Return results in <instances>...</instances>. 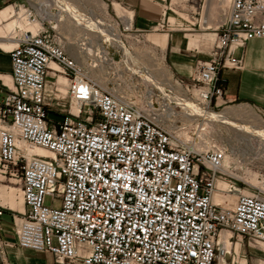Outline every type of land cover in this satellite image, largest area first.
I'll return each mask as SVG.
<instances>
[{"label":"built area","instance_id":"obj_1","mask_svg":"<svg viewBox=\"0 0 264 264\" xmlns=\"http://www.w3.org/2000/svg\"><path fill=\"white\" fill-rule=\"evenodd\" d=\"M15 7L34 27L7 51L11 87L0 79V173L17 176L24 204L15 246L46 251L54 264H223L221 231L238 244L264 242V193H243L247 185L228 173L227 147L197 149L176 126L180 105L223 102L222 71L242 69L246 43L264 38V0H229L208 59L196 62L190 82L173 81L182 104L145 67L140 73L126 63L127 72L100 76L116 69L111 40L136 36L119 17L100 22L111 38L76 39L86 54L79 63L56 21L34 7ZM164 17L153 29L169 25ZM51 61L68 81V108L60 111L45 101ZM7 246L0 236L2 261Z\"/></svg>","mask_w":264,"mask_h":264},{"label":"rangeland","instance_id":"obj_2","mask_svg":"<svg viewBox=\"0 0 264 264\" xmlns=\"http://www.w3.org/2000/svg\"><path fill=\"white\" fill-rule=\"evenodd\" d=\"M59 1L61 2L60 6L62 5V7H66L64 0ZM65 1L70 3L72 7L74 6L73 10H77L76 13H80L79 16L83 15V18L85 16L86 18H93L94 21L99 23L103 22V16L105 19H109V15L114 16V14L119 17L114 10V3H117L116 1ZM110 1H112L111 5ZM22 3L25 6L36 8V12L42 19L56 21L58 29L60 28L59 25L61 28L64 27V29H66V31L62 32V36L64 38L63 41L66 44V51L79 63L84 62L86 59L81 58V55L78 53V48L74 43L76 42V39L81 36L82 31L86 29L90 32L93 43L100 39V33L98 31L76 24L71 16L67 15L65 12L58 13L57 5L52 3L51 0H0V9L9 5H12L14 8L12 17L8 20L0 22L1 35L13 37L14 40L21 32L25 31L27 27L30 26L24 25L23 27H16L12 32L4 30L5 25L9 20L13 17L21 15V11H17L15 5ZM163 3L166 7L164 18H169V25H165L163 30L155 31L151 29L150 31L143 32L142 36H134L133 38L125 37L121 38L120 41L112 40L113 42H111L114 47L110 48V55L113 57L116 69H106V71L100 74V76L102 78H107V80H111L116 77V70L127 72L125 65L127 62V64L131 67L138 69L140 73L144 71L143 67H145L160 81V83L165 86L173 87V90H171L172 98L182 104L184 95H182L183 93L180 87L176 86L174 88V86H172L173 81L175 78H181L184 82H190V77L196 62L208 59L209 54L214 49L215 45V35L213 30L215 27H206L203 24L209 0H164ZM120 7L122 6L120 5ZM38 8L50 9L53 14L47 12V15L44 16ZM122 10L125 11L123 8ZM180 13L182 14L180 15ZM117 30H119V28H117ZM205 33H213L212 36L204 35V37H211V40L206 41L205 39H202L196 45L191 46L190 48L187 47L188 41L185 34L201 36ZM152 34H159L160 36L165 34L167 39L165 47L152 44L148 40V37ZM14 42L16 43L15 40ZM176 44L179 45L178 50L175 48ZM88 51L92 54V57L95 55L94 49H89ZM179 69L188 71H184V75H181L182 72L181 74L178 73ZM57 74L62 75L61 73ZM6 81L7 85L11 87L10 77ZM54 81V77L47 75L45 101L52 104L58 111L67 109L68 101L66 99V95L59 102L53 100V92H50L49 89L52 90V87L55 86ZM238 105H241L243 108L241 113L233 111ZM179 107H181L183 115L180 117L176 126L183 128L185 135L184 139L188 141L189 139L195 140V138H198L201 143L200 146L205 147H207L210 143L211 145H224L228 149L231 148V160L227 161V169H230L232 173L237 175L234 179L238 184L244 182L243 184L247 185L248 188H245L243 192H246L247 194L253 192L264 193V148L259 147L256 144L253 145V149L247 148L243 139L248 137V135L235 128L230 123H223L218 119L205 120L196 115L188 116L187 114H189V112L184 109V105H180ZM226 110H232V113L230 112V114H226L229 117V121L236 124L246 125L249 129L264 131V110H257L253 106L239 101L222 102L221 100L218 102L217 106L209 109V111L222 115ZM50 117L53 116L50 115ZM257 138H250L251 142L259 143L260 141L261 143H264V138ZM0 169H2L1 166ZM9 186L20 189V182L17 176H9L8 174L4 175L0 173V194L3 191L2 187ZM0 206H3L1 201ZM3 207L5 208V211L4 215L0 219V224L2 226L0 229V236L8 244V246L5 247L6 260L2 261L0 258V264H11L14 262L15 256H19L18 259L21 260L22 263L32 264L36 261L39 264L42 262V258H40V256L43 253L47 254L53 260L52 255L46 251L20 249L14 245L15 222H18L17 219L22 211H14L6 208L5 206ZM235 242L238 243L236 236L233 235L230 241L232 245L227 253L224 250V244L220 242V246L223 248L224 252V256L222 258L223 264H242L243 259L245 264H264V242H252L251 244H248L244 240L239 243L236 255L234 254L233 248Z\"/></svg>","mask_w":264,"mask_h":264},{"label":"crops","instance_id":"obj_3","mask_svg":"<svg viewBox=\"0 0 264 264\" xmlns=\"http://www.w3.org/2000/svg\"><path fill=\"white\" fill-rule=\"evenodd\" d=\"M119 3L123 8L132 12V20H131V31L132 34L136 36H142L143 32L150 31L156 24L162 20L163 16H165V5L164 0H112ZM110 1V5L112 3ZM221 2V3H219ZM224 2V3H223ZM229 0H209L207 5V11L205 14L206 22L204 25L206 27H215L217 24L223 19L224 14L222 15L223 9L228 5ZM217 4V5H216ZM19 5H24L19 4ZM212 7H211V6ZM216 5V7H215ZM216 9H214V8ZM214 9V15L210 16V11ZM3 9V8H2ZM36 9V8H35ZM112 9V6H111ZM211 9V10H210ZM218 9V10H217ZM1 10V9H0ZM38 10H40L38 8ZM113 11V10H112ZM213 11V10H212ZM211 11V12H212ZM50 14H52L49 11ZM114 13V11H113ZM182 14V13H181ZM217 14V15H216ZM115 16V14H114ZM215 16H217L215 18ZM211 17V18H210ZM214 18V21L213 19ZM219 18V19H218ZM102 19H105L104 16ZM184 19V18H183ZM186 20V19H185ZM217 25V26H216ZM58 31L62 35V32L66 31L64 27L61 28L59 25ZM130 28V27H129ZM68 31V30H67ZM90 34L88 30L82 31V34ZM204 35L212 36V33H205L201 36L185 34L187 37V47L196 45L202 39L206 41L211 40V37H204ZM175 48L178 50L179 45H175ZM175 49V50H176ZM184 69H179L178 73L184 75ZM11 73V62L10 56L6 51L0 50V79L7 85V79H9ZM47 75L55 78V86L52 87L53 92L54 88L64 89L60 98H64L66 95V87H67V79L60 74H56L53 71L49 70ZM222 76L226 79V90L224 94L223 102H233L239 101L246 103L250 106H253L257 110H264V38H254L249 40L244 47V58H243V67L240 70H223ZM46 91V86H45ZM19 256H15L14 262L11 264H26L22 263L21 260L18 259ZM40 258H42V262L39 264H54L53 260L47 254H41ZM31 264V263H30ZM32 264H38L36 261ZM80 264V263H78Z\"/></svg>","mask_w":264,"mask_h":264},{"label":"bare ground","instance_id":"obj_4","mask_svg":"<svg viewBox=\"0 0 264 264\" xmlns=\"http://www.w3.org/2000/svg\"><path fill=\"white\" fill-rule=\"evenodd\" d=\"M52 3H54L55 5H57V12L58 13H62V12H65L67 15L71 16V18L75 21L76 24L82 26V27H87L89 29H94L96 31H98L100 34H102V36H104L105 38H111V36L106 32L104 31V29L101 27L100 23L99 22H96L93 20V18H86V16L83 18L82 16H79V14H77V10H73V7L70 5V3H68L67 1L64 0V2L66 3V7H62V5L60 6V1L59 0H51ZM214 1V0H213ZM221 3V2H219ZM224 3V2H223ZM53 5V4H52ZM217 5V4H216ZM215 5V7H216ZM64 6V5H63ZM211 6V5H210ZM213 6V5H212ZM211 6V7H212ZM228 6V5H227ZM227 6L223 9L222 11V15L225 13L226 11V8ZM49 8V7H48ZM123 7H120V5L118 3H114V10L116 11V13L118 14V16L121 18V21H122V24L129 28H131V17H132V12L131 11H128L127 9L123 8L125 11L122 10ZM214 8V7H213ZM212 9V8H211ZM210 9V10H211ZM216 9V8H214ZM214 9H212L210 11V16L216 12H214ZM41 13L45 16L47 15V12L49 13V11L51 12L50 9H41ZM218 10V9H217ZM123 11V12H122ZM214 12V13H213ZM14 13V8L12 5H9V6H6L4 7L3 9L0 10V22L2 21H5V20H8L12 17ZM124 13V14H123ZM53 14V13H52ZM181 15V13H180ZM217 15V14H216ZM217 16H215L216 18ZM211 18V17H210ZM213 21H214V18H212ZM219 19V18H218ZM89 22V23H87ZM206 22V20L204 19L203 20V24ZM221 22V18H220V21ZM28 26L26 21L21 17V15H18L16 17H13L11 20H9L7 22V24L5 25V28L4 30L8 31V32H12L14 30V28L16 27H23V26ZM1 30V28H0ZM153 30H157V29H153ZM27 32L29 31H34V27L33 26H29L27 27V29L25 30ZM1 32V31H0ZM213 34V33H212ZM7 35H1L0 34V48L4 51H6L7 49H9L10 47L12 48V45L15 43L14 39L13 40V37H6ZM148 40L154 44V45H161L162 47H165L166 45V35L163 34L162 36H160L159 34H152L148 37ZM112 41V40H111ZM115 41H118L117 40V37L115 38ZM113 42V41H112ZM120 44V43H119ZM121 45V44H120ZM10 48V49H11ZM78 48V47H77ZM9 49V50H10ZM8 50V51H9ZM7 52V51H6ZM67 52V51H66ZM78 53L81 55V58L83 59H86V54L82 51H80L78 49ZM128 63V62H127ZM51 70L53 71L54 73H56L57 71H59L60 69L56 66V64L54 62H49L48 63V70H47V73L48 71ZM136 71V70H135ZM137 72V71H136ZM150 72V71H149ZM57 74V73H56ZM11 79V78H10ZM3 82V81H2ZM4 84V82H3ZM62 92H64V89L63 88H60ZM58 88H54V94H57L58 97H60L62 95V92H61ZM184 109L188 110L192 115H196V116H199L201 117L202 119H205V120H213V119H218V120H221L223 123H230L232 124V126H234L235 128L243 131L245 134L248 135V137L244 138V142H245V146L247 148H251L253 149V145H258L259 147H262L264 148V143H261L259 140V143H252L251 142V139L250 138H253V137H258V138H264V131H261V130H258V129H249L248 126L246 125H241V124H236V123H233L231 121H229V117L226 115V114H230V112L232 110H226L225 113L222 114H219V113H215V112H212V111H209V109L207 108H204V109H200L194 105H190V104H186L184 103ZM72 110L76 112L77 110V107L72 105L71 106ZM243 110L242 106L241 105H238L233 111H236V112H239L241 113ZM232 113V112H231ZM216 121V120H215ZM179 137L186 143L188 142H193L194 140L192 139H189L188 141H186L184 139V132L182 133H178ZM244 137V136H243ZM257 138V139H258ZM257 141V142H258ZM196 144V148L197 149H200V148H208L210 146H218V145H211L210 143L208 144L207 147L205 146H200V141L198 138H195V141H194ZM231 148L228 149V153H227V161H230L231 160ZM34 153L36 154H39V155H48V156H52V153L49 152V151H46V150H43V149H40V148H35L34 149ZM4 172V171H2ZM228 173H230L231 175H233L234 177H237V175H235L234 173H232V171L230 169H228ZM221 186L224 185V182H221L220 184ZM3 188V191L2 193L0 194V201H1V204L3 206H5L6 208L10 209V210H17V211H22L24 210V204H23V199H22V193H21V190L17 187H12V186H9V187H2ZM262 191V190H261ZM243 193H246V192H243ZM222 198V195H219V197L216 196V199H221ZM19 219V218H18ZM17 219V220H18ZM230 237H231V233L228 232L227 230H223L219 233V243H223L224 245V250L227 252H229L230 250V247H231V243H230ZM239 244L236 243L234 245V254L236 255L237 254V251H238V246ZM241 247V246H240ZM241 253V252H240ZM242 264H245V261L243 259V262Z\"/></svg>","mask_w":264,"mask_h":264}]
</instances>
